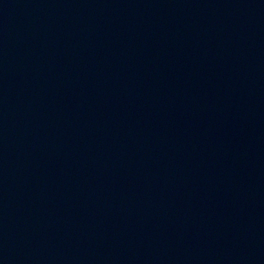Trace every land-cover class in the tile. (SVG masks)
Returning <instances> with one entry per match:
<instances>
[{
  "label": "water",
  "instance_id": "1",
  "mask_svg": "<svg viewBox=\"0 0 264 264\" xmlns=\"http://www.w3.org/2000/svg\"><path fill=\"white\" fill-rule=\"evenodd\" d=\"M163 12L264 19V0H0V39L84 19Z\"/></svg>",
  "mask_w": 264,
  "mask_h": 264
}]
</instances>
